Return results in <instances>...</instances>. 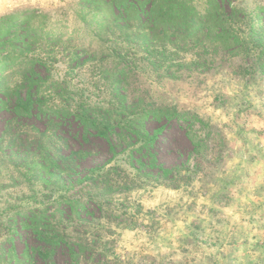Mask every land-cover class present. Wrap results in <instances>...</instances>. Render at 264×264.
I'll list each match as a JSON object with an SVG mask.
<instances>
[{
  "label": "rangeland",
  "instance_id": "1",
  "mask_svg": "<svg viewBox=\"0 0 264 264\" xmlns=\"http://www.w3.org/2000/svg\"><path fill=\"white\" fill-rule=\"evenodd\" d=\"M236 1L246 2L256 13L261 31L257 40L264 46V0ZM107 3L0 0V28L8 15L36 11L42 16L53 36L35 44L47 63L37 71L42 79L66 87L74 103L117 108V89L127 97V111L165 106L196 114L202 124H166L165 119L146 123L150 132L167 125L153 153L157 165L180 168L175 176L180 187L160 178L157 168L138 173L131 166V148L107 166L111 145L94 133L84 142L76 123L59 127L51 143L41 137L45 131L53 135L46 121L0 111V264L7 263L3 256L11 247L18 255L26 241L37 245L24 232L13 236V246L7 242L16 213L57 209L63 197L85 202L92 196L102 209L93 206L90 214L77 219L68 215L70 224L81 219L99 227L96 235L102 236L107 256L95 255L85 260L89 264H264V69L246 74L247 61L225 59L208 44L144 43L134 28L122 30L113 21L117 12ZM17 71L14 66L3 72L0 68V77L13 86L20 82ZM55 91L45 86L39 93ZM7 122L12 126L8 132ZM22 127L23 141L12 144V133ZM192 140L209 143L204 157ZM113 141L118 152L133 142ZM41 147L56 157L77 151L85 156L60 164L65 172L56 171L58 178H48L49 184L39 183L34 153ZM113 167L118 170L112 177L120 183L114 191L85 184L68 192L59 189L94 170L104 175ZM54 259L69 264L66 252L58 250Z\"/></svg>",
  "mask_w": 264,
  "mask_h": 264
},
{
  "label": "trees",
  "instance_id": "2",
  "mask_svg": "<svg viewBox=\"0 0 264 264\" xmlns=\"http://www.w3.org/2000/svg\"><path fill=\"white\" fill-rule=\"evenodd\" d=\"M107 4L110 10L115 9L117 12L113 21L122 30L134 28L135 34L139 35L144 43H158L162 40L175 45L208 44L216 53H222L225 59L240 57L243 61H247L246 74L252 76L264 69V46L257 40L261 31L257 28L256 13L250 10L246 2L109 0ZM40 17L42 16L36 11H32L28 15L12 14L1 19V23L4 24V27L0 28L1 71L14 66L18 69L16 74L21 77L18 80L20 82L13 86L7 84L5 78L0 77V111L8 112L18 119L35 118L46 121L48 128H53L50 129L53 135H48L45 131L41 133V137L48 138L51 143L59 127L76 123L83 129L84 142H87L88 136L94 133L96 137L107 140L111 145L112 157L107 161V166L120 154L128 153L131 148L129 152L131 166L138 173L157 168L160 178L171 180L175 188L180 187V180L175 181L180 168L166 169L157 165L153 153L154 144L167 125L163 124L150 132L146 123L151 121L160 124L165 119L166 124L177 120L192 125L201 122L199 117L190 112H180L176 108L165 106L137 113L127 111V97L119 94L117 89L118 101H114L117 108H112V105L110 107L91 105L84 101L72 102L73 99L69 97L66 87H63L59 81L42 79L37 71V67L46 69L47 63L40 58L41 51L37 50L35 44L40 39L48 40L53 36L49 26ZM7 36H11L10 41H3ZM261 42L264 41L261 39ZM8 47L9 50L5 49ZM45 86L56 91L39 93ZM25 88L27 91L22 95L21 92ZM11 128L10 122H7L6 131ZM23 128L17 133H12V144L23 141L21 139ZM113 137L123 141L129 139L133 142L127 146L126 151L118 152L116 150L118 145L115 146L117 143L113 141ZM194 144V150L201 152L200 158L204 157L209 143L203 140L197 144L195 141ZM51 153L45 152L44 147L34 153L36 162L34 168L37 169L36 179L39 183L49 184L48 178H58L56 171L65 172L60 171V164L62 166L66 161L75 162L85 156L83 151L72 152L63 158L56 157L53 153L50 155ZM117 170L118 168L113 167L104 175H97L95 172L97 170H94L76 179V182L74 181L69 187H59V189L68 192L85 184V187L91 185L96 189L110 187L111 191H114L120 184L118 179L115 182L112 177ZM93 206L102 209L96 196L87 198L85 202L83 198L76 200L74 197H63L57 209L46 206L33 208L25 213H16V220L12 219L14 222L11 234L13 235L7 239V242L14 244L13 236L24 232L27 236L33 237L37 245L29 246V242L26 241L23 251L18 255L14 247H11L3 256L7 261L6 264H59L54 259L58 250L66 252L69 264H89L85 260H93L95 255L107 256V249L102 247V236L96 235L99 233L98 225L85 224L81 219L77 223L70 224L68 215L73 214L77 219L81 213L90 214ZM70 228L72 231H69Z\"/></svg>",
  "mask_w": 264,
  "mask_h": 264
}]
</instances>
